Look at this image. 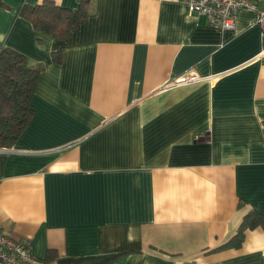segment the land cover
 <instances>
[{
    "label": "crops",
    "instance_id": "obj_1",
    "mask_svg": "<svg viewBox=\"0 0 264 264\" xmlns=\"http://www.w3.org/2000/svg\"><path fill=\"white\" fill-rule=\"evenodd\" d=\"M3 0L0 47L42 66L33 117L0 149V231L34 264H264V30L183 0H91L63 40ZM75 9L78 0H50ZM258 9L264 1L250 0ZM63 48L62 62L51 53ZM187 75L196 79L177 82Z\"/></svg>",
    "mask_w": 264,
    "mask_h": 264
},
{
    "label": "trees",
    "instance_id": "obj_2",
    "mask_svg": "<svg viewBox=\"0 0 264 264\" xmlns=\"http://www.w3.org/2000/svg\"><path fill=\"white\" fill-rule=\"evenodd\" d=\"M91 0H78L75 9L59 6L50 0L29 6L22 4L18 15L31 23L35 31L63 40L89 15ZM4 6L0 0V7ZM63 48L51 53L54 63L62 62ZM42 66H32L27 57L9 46L0 47V148L16 143L33 117L30 106L34 89ZM261 226L264 228V216L251 211L244 216L235 235L215 250L239 248L244 240L245 231ZM123 256L118 253L98 264H111Z\"/></svg>",
    "mask_w": 264,
    "mask_h": 264
},
{
    "label": "built area",
    "instance_id": "obj_3",
    "mask_svg": "<svg viewBox=\"0 0 264 264\" xmlns=\"http://www.w3.org/2000/svg\"><path fill=\"white\" fill-rule=\"evenodd\" d=\"M190 11L203 15L210 26L219 30H229L235 26L239 11L246 9L255 13L254 23L264 30V9H258L250 0H183ZM264 1V0H259ZM195 75H187L177 82L195 80ZM1 149V148H0ZM27 243L11 238L0 231V264H34Z\"/></svg>",
    "mask_w": 264,
    "mask_h": 264
}]
</instances>
